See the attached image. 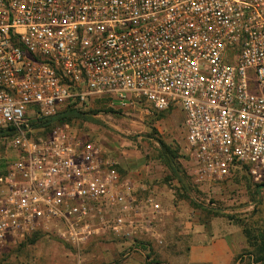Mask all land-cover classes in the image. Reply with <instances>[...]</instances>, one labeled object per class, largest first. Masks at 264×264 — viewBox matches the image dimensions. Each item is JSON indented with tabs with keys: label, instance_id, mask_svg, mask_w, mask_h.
Masks as SVG:
<instances>
[{
	"label": "built area",
	"instance_id": "2783aa9c",
	"mask_svg": "<svg viewBox=\"0 0 264 264\" xmlns=\"http://www.w3.org/2000/svg\"><path fill=\"white\" fill-rule=\"evenodd\" d=\"M91 100L179 111L198 183L264 184V0H0V255L37 233L132 238L162 210L70 124L34 136Z\"/></svg>",
	"mask_w": 264,
	"mask_h": 264
},
{
	"label": "rangeland",
	"instance_id": "374dc122",
	"mask_svg": "<svg viewBox=\"0 0 264 264\" xmlns=\"http://www.w3.org/2000/svg\"><path fill=\"white\" fill-rule=\"evenodd\" d=\"M80 107L84 116L70 124L73 131L102 145L122 177L133 183L140 206L153 198L162 210L142 216L144 230L135 237L118 238L107 232L78 252L53 233H42L34 243L10 244L0 255V264H190L189 249L198 235L207 241L227 236L238 251L233 261L238 256L249 261L243 229H264V188L257 190L243 172L223 181L198 183L183 114L142 106L111 110L97 100ZM163 145L167 152L163 153ZM4 156L0 149V161Z\"/></svg>",
	"mask_w": 264,
	"mask_h": 264
},
{
	"label": "trees",
	"instance_id": "16d2710c",
	"mask_svg": "<svg viewBox=\"0 0 264 264\" xmlns=\"http://www.w3.org/2000/svg\"><path fill=\"white\" fill-rule=\"evenodd\" d=\"M83 116H84V112L81 110V107L78 105V102L66 103L65 105H63V108H61L55 116L50 117V118L38 119L37 121L32 122V127L36 131H38L34 134V136L35 137H41V136L45 137L49 133H51L55 128L59 126H63L65 124L72 125L73 121L81 119L83 118ZM11 135H13V133ZM2 137H3V134L0 132V140ZM167 151H168L167 148L164 146L163 153ZM167 164L172 168L173 163L171 160H168ZM247 170L248 169L244 167L243 170L237 173L243 172V173H246L249 177H251ZM251 179L254 182L252 177ZM254 183L256 184L255 186L257 190L264 188V184H260L256 182ZM213 213L216 216L220 214L217 211H214ZM243 231H244V235H245L246 243H247V247L246 249H244V252H248L247 256H248L249 261L247 262V260L244 259L242 256L241 257L238 256L232 262V264H238L239 260H240L239 264H264V229L258 230V231H252V229L248 227H244ZM41 235L42 233H37L32 238H28L25 241L19 242V244H23L24 242H27V241L34 243L37 240V238H39ZM243 247L244 245L240 241L238 244V249L241 250Z\"/></svg>",
	"mask_w": 264,
	"mask_h": 264
},
{
	"label": "crops",
	"instance_id": "0c3cea01",
	"mask_svg": "<svg viewBox=\"0 0 264 264\" xmlns=\"http://www.w3.org/2000/svg\"><path fill=\"white\" fill-rule=\"evenodd\" d=\"M216 236V235H215ZM212 236L211 241L199 235L189 249L190 264H231L238 252L227 236Z\"/></svg>",
	"mask_w": 264,
	"mask_h": 264
}]
</instances>
